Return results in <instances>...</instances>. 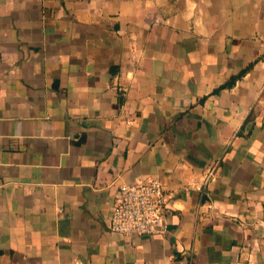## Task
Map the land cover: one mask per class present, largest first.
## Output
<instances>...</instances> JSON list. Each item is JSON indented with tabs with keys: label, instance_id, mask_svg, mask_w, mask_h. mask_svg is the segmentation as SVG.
I'll list each match as a JSON object with an SVG mask.
<instances>
[{
	"label": "crops",
	"instance_id": "1",
	"mask_svg": "<svg viewBox=\"0 0 264 264\" xmlns=\"http://www.w3.org/2000/svg\"><path fill=\"white\" fill-rule=\"evenodd\" d=\"M263 55L264 0H0V264H264Z\"/></svg>",
	"mask_w": 264,
	"mask_h": 264
},
{
	"label": "built area",
	"instance_id": "2",
	"mask_svg": "<svg viewBox=\"0 0 264 264\" xmlns=\"http://www.w3.org/2000/svg\"><path fill=\"white\" fill-rule=\"evenodd\" d=\"M132 122L131 119H126L127 124ZM216 172L217 166L209 164L202 175L203 184L212 182L216 178ZM164 201L163 183L159 177L139 178L131 183H122L108 219L110 230L123 235L161 232L164 230L161 229ZM70 264L82 262L76 258Z\"/></svg>",
	"mask_w": 264,
	"mask_h": 264
},
{
	"label": "trees",
	"instance_id": "3",
	"mask_svg": "<svg viewBox=\"0 0 264 264\" xmlns=\"http://www.w3.org/2000/svg\"><path fill=\"white\" fill-rule=\"evenodd\" d=\"M264 56V55H263ZM262 56V57H263ZM260 57V58H262ZM255 62V61H254ZM254 62H251L244 70L240 71L239 73H237L236 75L232 76L225 84H223L221 87H229L232 86V84H234V82L239 79L240 77H242L254 64Z\"/></svg>",
	"mask_w": 264,
	"mask_h": 264
},
{
	"label": "water",
	"instance_id": "4",
	"mask_svg": "<svg viewBox=\"0 0 264 264\" xmlns=\"http://www.w3.org/2000/svg\"><path fill=\"white\" fill-rule=\"evenodd\" d=\"M163 219V218H162ZM164 219L162 220V225H161V229L164 228Z\"/></svg>",
	"mask_w": 264,
	"mask_h": 264
}]
</instances>
